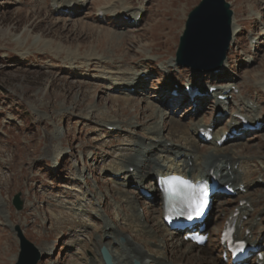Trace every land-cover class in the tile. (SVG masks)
<instances>
[{
	"label": "rangeland",
	"instance_id": "1",
	"mask_svg": "<svg viewBox=\"0 0 264 264\" xmlns=\"http://www.w3.org/2000/svg\"><path fill=\"white\" fill-rule=\"evenodd\" d=\"M81 1L84 4L77 12L62 16L51 10L52 0H0V264H18L16 228L38 249L43 258L38 264H86L92 256L91 241L102 234V223L88 211L85 218L93 227L85 232L86 241L78 240L84 237L66 207L82 205L92 210L97 209V201L103 210L106 205L103 215L113 222L119 219L113 204L121 200L107 180L106 169L123 148L142 141L146 129L160 122L155 111L167 113L163 134L170 137L175 123L178 133L198 120L214 128L225 127L232 112L241 108L242 97L264 109V14L250 7L254 0H225L231 5L233 20L246 23L232 40L224 67L213 72L192 71L175 59L187 17L201 0H130L145 10V21L130 31L125 28L133 25L123 24L126 20L116 22L109 14L98 21L96 16L98 8L104 10L124 0ZM263 3L256 2V6ZM240 8L248 12L242 15ZM88 57L99 60L89 67ZM172 59L175 67L167 68ZM104 73L110 78L107 82L96 78ZM140 73V88L129 97L110 89L116 79ZM227 83L240 89L231 95L225 113L210 103V97L195 107L184 95L188 85L208 88ZM173 87L178 96L170 92ZM113 120L121 123V130L108 125ZM229 145L238 146L237 151L248 157V165L261 171L264 127ZM199 147L205 150L209 145L200 142ZM81 171L80 182L75 174ZM257 178V173L250 177L258 182L250 191L259 198L255 208L263 214L257 220L261 222L262 217L264 226V180ZM149 181L143 186L148 187ZM127 191L138 192L135 187ZM17 194L24 202L21 211L13 205ZM140 200L147 208L159 202L158 198ZM237 200L216 199L209 219L213 230L204 247H195L187 257L188 251L168 236L165 254L178 246L179 251L170 253L175 262L230 264L219 246L229 212L220 211L225 204L231 210ZM141 215L147 217L145 209ZM151 217L158 219L156 213H149ZM113 224L130 234L120 221ZM257 229L264 241V229ZM119 240L125 243L124 238ZM137 246L145 250L140 243ZM148 247L157 251L155 242ZM51 248V255H46Z\"/></svg>",
	"mask_w": 264,
	"mask_h": 264
},
{
	"label": "bare ground",
	"instance_id": "2",
	"mask_svg": "<svg viewBox=\"0 0 264 264\" xmlns=\"http://www.w3.org/2000/svg\"><path fill=\"white\" fill-rule=\"evenodd\" d=\"M52 1L51 10L62 16H64L65 12H77L78 8H80L79 6L84 4L81 0ZM170 1L172 2L173 0ZM260 1L261 0H254L250 7L264 14V3L262 6H256V2ZM240 11L242 15L248 12L247 9L245 10L243 8H240L239 12ZM96 13L98 21L104 20L110 15H112L111 20H116V22L126 20L127 22L123 24H133L132 27L125 28V30L129 31L134 27L141 26L145 21L144 8L134 7L130 0H124V3H114L104 10L98 8ZM245 23L246 20L239 22V24L236 19L233 20V39H236L239 34H241L242 25ZM89 58L91 57H88V62H86L89 67L94 60H99L97 57H94L92 61L89 60ZM171 67H175L173 59L167 63V68ZM142 74L143 73L134 74L129 79H116L117 83H112L110 89L113 92L123 91L122 94L129 97L131 91H136L140 88ZM96 78L102 79L103 82L110 80V78L105 76V73L103 76ZM259 84H261V82H259ZM261 86L264 88L263 83ZM212 87H216L212 95L215 99L211 100L210 103H212L213 106H217L220 112H225L227 101H223V97L226 96L228 100V96L240 88L232 83H227L220 87ZM174 89V87L171 88L170 92L174 91ZM193 89L208 91L209 87L202 89L193 87ZM240 102L241 108L232 112L233 117L228 120L226 126L215 129L213 138L210 142L205 140L206 144L209 145L205 150H201L199 147V143L204 139L199 131L202 128L211 129L213 125L207 124L204 120H198L185 127L184 131H181V133H178L176 129L179 124L175 123V127L168 133L170 137H166L163 131L166 129L164 122L167 113L157 108L159 110L158 112L155 111V114L159 115L160 122L157 123L153 129H146V136H144L145 138H143L142 141L138 140L129 143L127 145L128 147L123 148L115 161L106 169L109 173L107 180L114 185L116 189L114 194L119 196L121 200L113 204L117 213V218H119L116 220L120 221L124 227H127L130 230V234L115 227L113 223L116 220L113 222V220L109 218V215L105 216L102 214L103 211H105L106 205H104L103 210L101 204H97V201V209L92 210H88L82 205L79 207L77 205L66 207V209L70 210L69 217L72 218L71 222L73 224H78L80 236L85 238L78 240L86 241L87 237L85 236V232L93 227L92 223L88 222L85 218V214L88 211L96 215L102 223V234L98 235L97 239L91 241L92 256L86 259V264H104L100 255V249L103 246L109 250L114 264H133L135 260L140 264H187L183 262V260L175 262V259L171 258L170 253L173 256L174 252L179 251V246L180 249L185 248V250L188 251L187 257H189V254H192L197 245L187 243L184 239V235L179 232L171 234L164 233L168 228L163 221L164 211L162 209V198L158 205L153 208H147L140 200V198L147 199L139 193V190L144 188V181L147 178H150V181L149 186L146 188L152 191V196H158L155 188L157 177H165L172 173L183 175L186 178H193L195 181L202 179L211 180L214 176L217 178L216 180L220 186L229 185L233 188L238 196L237 203L229 211L226 210V204L225 206L221 205L220 214L221 212H229L228 215L230 216L234 213H238L235 217V235L238 239L245 240L252 246L257 247L259 253H263L262 239L258 237V233L261 231L257 229H264V226H262V217L261 222L257 220L263 212L255 208L257 202H259V198H254V194L250 191L251 188L258 186V182L255 179L250 180V177L257 173L258 178L264 180V166L261 168V171L255 172V170L248 165V157L243 155L241 150L237 151L239 148L238 146H227L226 143L233 142L229 138L226 143L219 145V141L226 134L232 135L233 132H244L242 129V121L235 118V115L244 116L252 125L258 122H264V109L259 105L257 106L252 100L244 97L240 98ZM109 123L110 124H106L111 125V127L116 130L122 129L121 123L118 120H113ZM238 137L239 136H236L234 141H236ZM260 160H262L264 164V156H262ZM56 167L57 166H55L54 169H57ZM131 170L133 171L131 172ZM83 173L84 172L81 171L75 174L77 181L81 182ZM133 187H135V189L137 188L138 192L130 193L127 191V188ZM218 196H221V194H218ZM29 206L34 205L29 204ZM143 209L146 210L147 217L141 215V210ZM151 212L157 214L156 218L158 219H156V221H153L152 217L149 219V213ZM245 218H247V220H245ZM211 230L213 229L207 230L208 235H210ZM168 236L172 237V241H176L178 246L176 249L174 248V252L168 251V254H165V245L170 242ZM136 237H143V239H138ZM120 238H124L125 243H121L119 240ZM151 242H155L157 247L156 252H154L155 250L149 249L148 245ZM137 243H140L145 250L139 248ZM174 247H176V245ZM52 251L53 248L49 249L46 255H51ZM222 251L223 248L221 247V252ZM185 253L186 251L184 255ZM253 264H264V260H259V257L256 256L253 260Z\"/></svg>",
	"mask_w": 264,
	"mask_h": 264
},
{
	"label": "water",
	"instance_id": "3",
	"mask_svg": "<svg viewBox=\"0 0 264 264\" xmlns=\"http://www.w3.org/2000/svg\"><path fill=\"white\" fill-rule=\"evenodd\" d=\"M233 12L225 0H202L187 19L185 31L180 38L177 61L193 70L212 71L219 69L227 56L232 40ZM18 211L23 202L20 194L13 201ZM21 253L18 264H37L41 257L37 248L17 228ZM105 264H114L108 250L101 249Z\"/></svg>",
	"mask_w": 264,
	"mask_h": 264
},
{
	"label": "snow or ice",
	"instance_id": "4",
	"mask_svg": "<svg viewBox=\"0 0 264 264\" xmlns=\"http://www.w3.org/2000/svg\"><path fill=\"white\" fill-rule=\"evenodd\" d=\"M203 204V201H201V205ZM197 214H199V209H197Z\"/></svg>",
	"mask_w": 264,
	"mask_h": 264
}]
</instances>
